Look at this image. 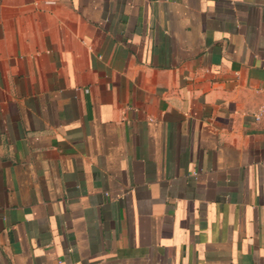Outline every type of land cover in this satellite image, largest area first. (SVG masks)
<instances>
[{"label":"crops","instance_id":"obj_1","mask_svg":"<svg viewBox=\"0 0 264 264\" xmlns=\"http://www.w3.org/2000/svg\"><path fill=\"white\" fill-rule=\"evenodd\" d=\"M0 264H264V0H0Z\"/></svg>","mask_w":264,"mask_h":264},{"label":"built area","instance_id":"obj_2","mask_svg":"<svg viewBox=\"0 0 264 264\" xmlns=\"http://www.w3.org/2000/svg\"><path fill=\"white\" fill-rule=\"evenodd\" d=\"M256 118H257V119L259 118V114L256 116Z\"/></svg>","mask_w":264,"mask_h":264}]
</instances>
